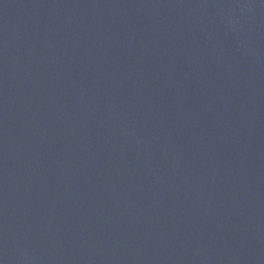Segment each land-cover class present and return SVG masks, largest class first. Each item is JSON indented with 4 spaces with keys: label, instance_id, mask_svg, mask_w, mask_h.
I'll return each instance as SVG.
<instances>
[{
    "label": "water",
    "instance_id": "95a60500",
    "mask_svg": "<svg viewBox=\"0 0 264 264\" xmlns=\"http://www.w3.org/2000/svg\"><path fill=\"white\" fill-rule=\"evenodd\" d=\"M0 264H264V0H0Z\"/></svg>",
    "mask_w": 264,
    "mask_h": 264
}]
</instances>
